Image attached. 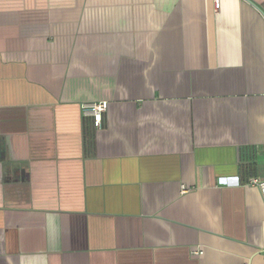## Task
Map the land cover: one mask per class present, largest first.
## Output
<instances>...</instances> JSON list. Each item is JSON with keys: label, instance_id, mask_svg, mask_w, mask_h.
<instances>
[{"label": "crops", "instance_id": "crops-1", "mask_svg": "<svg viewBox=\"0 0 264 264\" xmlns=\"http://www.w3.org/2000/svg\"><path fill=\"white\" fill-rule=\"evenodd\" d=\"M263 148L264 0H0V264H264Z\"/></svg>", "mask_w": 264, "mask_h": 264}, {"label": "built area", "instance_id": "built-area-1", "mask_svg": "<svg viewBox=\"0 0 264 264\" xmlns=\"http://www.w3.org/2000/svg\"><path fill=\"white\" fill-rule=\"evenodd\" d=\"M216 5H219V2H216ZM105 109V104L104 103H98L94 104L92 106V113L95 118V120L100 121L102 117V111ZM264 152V148H263ZM248 185L250 186H255L258 187L261 191V193L264 195V178L258 177V176H253L249 179L247 182ZM245 264H250V262H246Z\"/></svg>", "mask_w": 264, "mask_h": 264}]
</instances>
